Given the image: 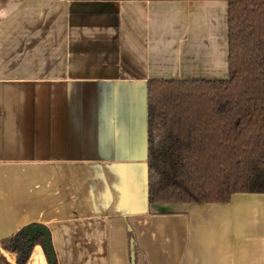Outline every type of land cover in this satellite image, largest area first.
I'll list each match as a JSON object with an SVG mask.
<instances>
[{
	"label": "crops",
	"instance_id": "1",
	"mask_svg": "<svg viewBox=\"0 0 264 264\" xmlns=\"http://www.w3.org/2000/svg\"><path fill=\"white\" fill-rule=\"evenodd\" d=\"M227 76L223 1L0 0V243L130 264L129 227L136 264H264V194L147 203V82Z\"/></svg>",
	"mask_w": 264,
	"mask_h": 264
},
{
	"label": "trees",
	"instance_id": "2",
	"mask_svg": "<svg viewBox=\"0 0 264 264\" xmlns=\"http://www.w3.org/2000/svg\"><path fill=\"white\" fill-rule=\"evenodd\" d=\"M93 1L226 3L227 79L147 82L148 204H227L234 194H264V0ZM0 245L27 264L23 230ZM0 264H8L2 256Z\"/></svg>",
	"mask_w": 264,
	"mask_h": 264
},
{
	"label": "water",
	"instance_id": "3",
	"mask_svg": "<svg viewBox=\"0 0 264 264\" xmlns=\"http://www.w3.org/2000/svg\"><path fill=\"white\" fill-rule=\"evenodd\" d=\"M147 150H148V138H147ZM146 187H147V203H148V172L146 164ZM149 205V204H148ZM24 235L26 236V241L28 243V248L31 249V252L34 248V241L41 237L43 241V252L47 264H56L55 255L53 252V247L51 244V237L49 231L41 225H28L23 230ZM137 251L135 250V240L130 238L129 240V261L130 264H136ZM30 259V257H29ZM29 261V260H28ZM28 263V262H27Z\"/></svg>",
	"mask_w": 264,
	"mask_h": 264
}]
</instances>
